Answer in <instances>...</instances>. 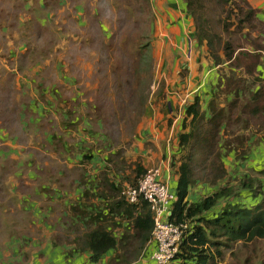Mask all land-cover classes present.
I'll list each match as a JSON object with an SVG mask.
<instances>
[{"label":"rangeland","instance_id":"1","mask_svg":"<svg viewBox=\"0 0 264 264\" xmlns=\"http://www.w3.org/2000/svg\"><path fill=\"white\" fill-rule=\"evenodd\" d=\"M157 1L0 0V133L7 130L15 137L8 148L2 146L0 151V264H52L47 261L48 256L40 253L47 237L45 227H51L49 235L52 231L58 233V239L64 242L61 248L69 244L72 231L78 226L58 204L60 200L46 196L52 195L53 190L43 185L62 184L63 192L54 198L64 192H71V196L76 189L72 180L80 178L78 165L82 164L78 157L82 155L88 162V152L96 145L102 148L98 156L103 155V161L109 152L104 145L114 151L110 158L116 170L113 177L119 178L122 188L132 185L136 173L132 163H128L132 159L130 150L137 123L149 103L165 88L178 87L184 77L190 78L189 66L195 77L193 82L203 84L208 80L204 88L216 84L219 75L227 74L225 67L213 65L205 43L197 45L190 16L191 26L184 28L177 40L171 32L169 16L162 18ZM176 78L178 83L173 85L170 81ZM177 92L181 97L180 90ZM188 98L189 94L181 103L183 107ZM202 98V103L208 100ZM58 99L65 100L60 107ZM224 103L220 95L218 105ZM240 110L248 121L246 126L238 123L236 129L243 128L252 136L251 153L244 161L232 153L226 154L228 174L216 184L210 177L206 184L200 180L195 191L209 193L214 188L232 186L235 191L225 201L251 204L255 201L252 192L239 187L242 178L263 172L259 176L260 189L264 190V119L249 115L241 104L231 108L234 113ZM18 114L22 122L17 120ZM78 117L80 122L76 125ZM258 137L262 138L260 144H253ZM10 152L19 158L13 161L3 156ZM199 156L196 154L195 159ZM23 163V169L36 173L29 179L34 184H26L17 176L10 179V173ZM206 171L201 166L200 176L204 178ZM58 177L62 178L59 182ZM16 191L31 198L28 202L35 201L41 211L51 209L47 216L40 215L35 220L38 225L29 227L30 222L25 219L29 216L31 221L32 214L19 210L28 204L18 199ZM217 238L226 244L221 246V257L216 256L212 264L264 261V238Z\"/></svg>","mask_w":264,"mask_h":264},{"label":"trees","instance_id":"2","mask_svg":"<svg viewBox=\"0 0 264 264\" xmlns=\"http://www.w3.org/2000/svg\"><path fill=\"white\" fill-rule=\"evenodd\" d=\"M184 3L193 22L197 45L205 43L213 65L223 66L228 71L218 76L216 84L204 88L202 96L196 95L186 106L181 105L183 119L178 146L184 154L176 164L178 179L168 219L174 223H187L189 227L175 264H212L216 256L221 257V246L226 244L217 237H224L226 241L264 238V190L260 189L259 176L263 172L256 177L242 178L240 183L239 189L252 192L255 201L251 204L225 201L235 191L232 186L211 189L194 201L187 199L191 188L200 180L205 183L210 177L216 184L228 174L224 164L226 154L232 153L237 160L244 161L251 153L252 136L243 128L236 129L238 123L244 122L246 126L248 120L242 110L234 113L231 108L241 104L249 115L264 119V21L257 18L256 10L247 0H184ZM220 95L225 100L223 106L218 105ZM202 97H208V100L202 103ZM63 102L65 100L58 99L57 106ZM17 120L23 121L21 114L17 115ZM262 138H256L253 144H260ZM196 154L200 155L197 159ZM109 161L113 163L111 159ZM132 165L136 174L132 185L128 184L124 190L135 186L147 172L139 162ZM201 166L208 169L204 178L200 176ZM104 179L107 185L110 181L106 175ZM105 188L114 193L109 213L127 216L130 220L128 229L133 233H123L117 245L114 237L99 223L86 232L82 240H71L69 244H73V248L69 251L89 250L90 262L98 264L108 249L115 248L120 252L116 253L113 263L132 264L135 259L131 256L136 257L150 238L153 228L150 208L143 201L140 206L128 202L123 192L118 198L121 188L112 180ZM72 212L79 217L87 216L92 222L98 218L78 206L72 207ZM58 244L61 243L53 242V245Z\"/></svg>","mask_w":264,"mask_h":264},{"label":"crops","instance_id":"3","mask_svg":"<svg viewBox=\"0 0 264 264\" xmlns=\"http://www.w3.org/2000/svg\"><path fill=\"white\" fill-rule=\"evenodd\" d=\"M247 1L256 10L257 18L261 21H264V0ZM157 3L161 5L162 18L166 17L167 15L169 16V21L171 23L169 25L171 26V32L174 34L173 37L177 40H180L183 35L184 28L188 29L192 23H190L188 13L186 12L184 0H158ZM158 25H162L163 29L165 28L164 25L161 24V19H158ZM188 70L190 73V78L184 77L185 80L183 82H180V86L178 87L165 88L163 92L161 94H158L153 99V101L149 103V106L145 108V111L138 121L135 129L136 139H134V143L132 144L130 150L132 159L128 160V163L132 164L139 162L145 169H148L150 167H159L160 174L158 178L167 184L169 190L172 193H175L176 181L178 179L176 164H179L178 158L182 157V151L178 146V134L182 132L181 123L183 119V110L182 108L180 110L181 102L185 101L188 94V102L192 100L196 95L202 96L205 90L204 86L206 82H208L207 79L202 82L203 84H198L196 80L195 82H193V79H195V77H193L192 68L189 66ZM178 78L170 82H173L174 85V83H178ZM165 83H167L166 79ZM175 88L176 90L174 91ZM178 90H180V93L182 95L181 97L180 95H178ZM177 105L179 107L178 111L176 107ZM201 108H204L203 104H201ZM90 115L93 117L91 113ZM79 122L80 117H78L74 121V124L77 125ZM24 133L28 134L26 131ZM0 134L1 151L2 146H6L8 148L9 143H13L15 137H12V135L7 130H2ZM145 144H148L147 147H145ZM104 150L109 151L104 161L103 155L98 156L102 152V148L99 145H96V147L92 151H89L88 155L90 156V159L88 162L90 165L88 166L84 165L88 162L83 160L82 155L78 157L81 160L80 163L82 164L78 165L81 170L79 174L80 178L78 180L77 178H74L72 180V182L76 184L74 187V189H76L75 191H73V194L71 196V192H64L63 195H60L58 198H54L57 193L63 192L61 191L63 188L62 184L57 187L55 184H48L46 186L43 185V187L53 190L52 195L46 196L54 199L57 202H59L60 200L61 203L58 204H62L64 210L68 212L73 218L74 224L78 226V228L75 227V230L72 231L73 241L77 239L82 240L84 234L89 230L91 231L96 228V225L99 223L103 225L105 229L114 237L117 245L119 244L123 233H127L129 235L133 233L132 229H128L130 220L129 218H127V216H122V214V217L117 215L114 216L113 214L109 213L110 211H112L111 203L113 202L114 193L110 192V190L106 189L105 187H108V184L112 180L115 185H118L121 188L118 196V198H120V194H122L124 186H127L128 184H125L122 188V185L118 180L119 178L115 179L113 177L116 170H114V168L112 167V163H110V161L108 160H110L112 154H114V151H112L111 149H107L105 145ZM3 156H6V158L13 161L19 158L17 154H14V152H10L7 155ZM23 157L25 156L23 155ZM85 158L87 159L88 157ZM1 165H3V163ZM23 165L24 163L19 165L15 172L12 171L10 173V179L17 176L20 177L22 182L26 184H34V182L29 179H33L36 176V173L31 169H23ZM90 166H92L93 169H91ZM132 167L134 166L132 165ZM22 170H24L25 172H22ZM112 170H114V172ZM103 174L106 175V178H108L110 181L107 183V185L105 184ZM25 176L27 180L24 179ZM61 179V177H58V182ZM20 184L22 185V183ZM200 188L202 187H197V189ZM195 190V187L191 188L187 197L188 201L197 200L198 196H201V190L199 191L200 193ZM16 193L20 201H24L28 204L27 206L25 205L22 209L19 210H23L25 212H28L29 214H32L31 221L29 216H27L25 219L27 223L30 222L29 227L38 225L36 224L37 222H35V220L39 219L40 215H42V217L47 216L48 212L51 210L49 208L46 211H41L36 207L37 203L35 201L32 200L28 202V200H31V198L28 197L27 199L26 197L20 195L18 191H16ZM198 193L200 195H198ZM141 202L138 204L139 206L141 205ZM77 206L84 211L91 212V214L96 215L98 218L92 222L90 220H87V216L83 218L77 216L76 214H73L72 207L77 208ZM45 228V231H47V233H45V236H47L45 241L49 244L46 245L44 241L43 245L41 246L42 249L40 253L48 256L47 261H51L52 264H96L90 262L89 258L91 256V252L89 250L70 253L73 248V244L62 245L61 248H59V246H61L60 244L53 245V242H64H62L61 239H58L59 237L56 231H52L51 235L48 234L49 232H51L50 226H46ZM55 232L56 237L54 236ZM154 247L155 244L150 233V238L145 241L139 254L136 257L131 256L133 259H135L132 264H155L154 260L151 258ZM64 250H66V252L64 253V255L66 256L65 259L62 255V252ZM117 252H120V250H115V248L108 249V251H106V253L102 256L98 264H115L112 262V260H114L113 258L116 256ZM42 254L40 255L44 256Z\"/></svg>","mask_w":264,"mask_h":264},{"label":"built area","instance_id":"4","mask_svg":"<svg viewBox=\"0 0 264 264\" xmlns=\"http://www.w3.org/2000/svg\"><path fill=\"white\" fill-rule=\"evenodd\" d=\"M159 174V167H150L135 186H129L123 191V195L130 203L144 201L150 208L153 217L151 236L155 244L151 258L154 263L175 264L176 255L189 227L187 223H174L168 219L174 193L158 178Z\"/></svg>","mask_w":264,"mask_h":264}]
</instances>
